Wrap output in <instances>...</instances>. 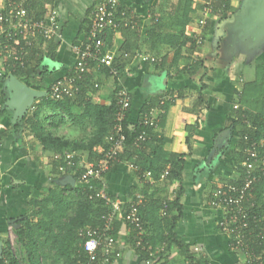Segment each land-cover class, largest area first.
Masks as SVG:
<instances>
[{
    "label": "crops",
    "instance_id": "1",
    "mask_svg": "<svg viewBox=\"0 0 264 264\" xmlns=\"http://www.w3.org/2000/svg\"><path fill=\"white\" fill-rule=\"evenodd\" d=\"M9 1L0 0V12L6 8ZM118 1L126 14L134 17L138 28L133 31L122 29L107 33L106 39L112 49L119 53L141 52L158 59L155 65L137 60L122 62L124 67L117 80L132 96L127 123L136 125L145 105L151 102L153 106L150 108H154L159 100L164 99L169 103L166 110L162 109L156 115L154 131L163 139L161 148L165 154L186 156L181 183L178 180L168 182L166 176L155 180L149 171L144 170L146 168L141 169L143 164L147 163L140 159L138 163L141 168L138 165L137 168H132L133 159H125L103 178L102 186L112 199H119L126 204L140 201L141 210L148 208L150 201L157 203L159 209L156 217L161 223L160 226H155V230L151 222H142V230L137 234L138 241L140 240V246L145 244L142 249L147 247L152 253L151 260L143 261L137 254L139 247L135 243L137 236L134 238L132 235V225L115 221V225L119 224V229L113 233L116 239L114 249L118 257L114 259L113 264H244L245 255L231 247L232 234L220 229L219 224L225 219V211L211 208L209 204L215 190L227 184L239 183L244 174L245 167L239 157L238 133L244 128L248 131L255 130V127L250 121L243 122L244 126L234 125L236 108L241 107L252 115L262 114L264 111L259 97L254 95L250 88L243 87L256 82L252 67L262 65L260 61H264V51L252 55L236 48L234 42L238 38L235 36L237 27L234 26L233 18L241 9L243 0H228L229 13L234 15L222 23L220 20L215 22L211 15L203 29L197 26L203 0H196L193 4L195 12L191 13L192 20L186 25L184 34L187 39L193 40L201 33L202 45L195 46L192 50L183 48L182 57L176 64L172 63L174 51L168 45L160 44L157 38V43L150 41L145 32L151 22L157 20L158 12L162 13L167 9L169 11L170 8H167L162 0ZM95 2L96 0H60L58 12L63 38L56 52L57 63L45 61L43 64L56 70L53 76L42 83L41 89L37 90L45 93L43 97L48 96L51 81L65 75L73 67L76 55L72 46L85 40L80 26ZM48 4L50 3L47 0H31L29 9L37 17H41L39 15L46 14ZM170 24L166 20L162 21V31L168 29ZM36 49L44 54L46 43ZM190 58L202 60L204 69H200L197 75L190 76L185 72V66L190 64L187 60ZM9 59L10 57L4 56L0 50V78L7 76ZM248 72H251V77H248ZM90 75L93 76V86L97 84V88H90L89 96H93L97 104L109 106L116 87L115 78L104 74ZM6 81L5 85L0 83V90H7ZM244 91L249 93L246 98ZM6 95V111L0 117V239L7 238L12 232L9 227L13 220L28 215L30 199L39 200L46 195L48 188L64 186L66 177L53 170V155L43 151L38 139L29 131V125L24 124L19 132H12L11 126L24 117L13 119V111L6 105L10 98L8 90ZM200 96L203 100L198 99ZM40 98L36 99L31 107L37 106ZM1 106L0 95V109ZM33 110L29 109L26 116L29 117ZM73 112L79 113L76 109ZM55 115L62 116L60 111L41 107L42 125L54 136L86 141L96 130L89 120L82 119L69 121L64 126L53 129L50 127L49 118ZM194 127L188 148L186 138L189 129ZM228 129L231 133L227 146L216 148L217 136ZM106 138L102 145L93 149L97 157V153L106 147ZM257 144L258 148H264V138ZM223 148H227L226 152L222 151ZM75 153L80 162L89 157L84 152ZM161 162L159 164L163 165ZM168 168L169 165L166 170ZM254 171L257 172V169L254 168ZM146 173L150 175L147 177ZM71 174L72 171L68 173ZM178 197L181 217L174 222L177 210L171 209L166 214V209L172 206ZM252 201L254 202V197ZM32 217L35 218V215ZM260 232L264 239V226L260 228ZM13 236L15 237L14 234ZM253 242H250L251 245ZM10 243L13 251L12 242Z\"/></svg>",
    "mask_w": 264,
    "mask_h": 264
},
{
    "label": "trees",
    "instance_id": "2",
    "mask_svg": "<svg viewBox=\"0 0 264 264\" xmlns=\"http://www.w3.org/2000/svg\"><path fill=\"white\" fill-rule=\"evenodd\" d=\"M97 1L98 0H96V2ZM177 1L178 3L176 4V2H173L172 0H162V3L167 5V8H170L169 11L167 9L162 13L158 12L157 20H153L151 22L152 24L145 30L146 34H148L147 38L150 41L156 42L155 39L157 38L160 44H166L174 51V56L172 59V63L174 64H176L182 57L183 48H191L192 50V48L197 46L194 39H187L184 34L186 25H188L192 20L191 13L195 12L193 4L196 0ZM47 2L50 3V0H47ZM96 2L91 6L88 12V17L86 20H84V22H82L80 26V30L82 29L84 32V39L87 38L90 27V11L95 6ZM213 6L216 10H221L222 8L223 12H229L228 0L224 2L223 7L221 6V3L216 2H214ZM120 10L124 11V8L120 7ZM223 12H219V14L221 15ZM233 15V13H230V16ZM236 15L237 14H235V16ZM39 16L41 17H36H43V15ZM127 17H130L134 21V17L129 16V14ZM165 20L171 24L168 29L162 31V21ZM224 21L225 20L220 19V23ZM134 23L138 28L137 23L135 21ZM120 30H122V28L117 31ZM110 32H116V30H108L107 33ZM0 42V50L4 56H8V53H10V56L19 57L21 58V61L24 62V64L21 66L19 64L20 62H15L12 57L8 60L9 68L7 76L0 78V83L2 85H5V81L8 76L12 75L27 87L40 90L42 83L53 76V74L56 72L54 68H49V66L43 64L45 61H48L51 64L57 63L56 52L59 48L60 42H54L53 40L46 41L40 37L34 42L28 44V41L20 36L10 40H4L3 38H0ZM43 43H46L44 54L37 52L36 49L38 46L43 45ZM109 43L108 41L106 42V48L113 50L112 46H110L111 44ZM3 44L8 45V50H3ZM187 61H190V64L185 66L187 68H185L187 75H197L200 69H204L201 59L190 58ZM91 62L92 61L89 60L87 63L94 66L95 63ZM115 65L119 71L118 77H120V73L122 71L121 69H123L124 65L121 63V60H118ZM72 68L68 70L65 75H70V73H72ZM90 74L109 75V72L106 67H99L97 68V71L87 73L83 80L79 82V92L72 98H65L58 101H55L48 96L40 98L38 100L37 106H35V109L29 113V117L26 116L22 120L16 121L11 126L12 132H19L23 125L27 124L29 125V131H31L33 136L38 139L44 152L51 153L53 156L57 153L64 152H84L89 155L87 161H95L98 157L94 153L93 149L96 146L102 145L106 136L109 135L115 113V91L121 87V84L117 80L118 77H115L116 88L114 90L111 104L109 106H102L97 104L93 99L94 97L89 96L88 94L90 88L94 89L93 83L91 82V78L93 76ZM250 85H245L244 89L245 87L248 89ZM6 92V88L0 90V95L2 96L0 117H2L6 111V107L4 106L7 100ZM260 92L259 100L262 101L264 105L263 91ZM246 93L247 92L244 91V95ZM198 99L203 100L202 96H200ZM168 103L169 102H164L162 109L166 110ZM151 106L153 105H151L150 102L149 105H145L143 107L142 112L140 113V119L136 125H131L127 122L124 124L126 143L124 151L121 152L119 156V160L122 161L125 159H133L132 164L136 167L139 166L140 168L141 164L138 163V160H143V162H146L147 164H143L144 167L141 169L146 168L144 170L149 171L155 180H158L160 175L165 173L164 171L166 170L167 165H169L168 170H166V180L168 182H171L172 180H178L181 183V173L186 155L170 153L165 154L161 148V144L163 142L162 137L155 133L154 128L144 127L141 125L144 114ZM41 107L61 112L62 116L55 115L52 118H49L50 127L53 129L64 126L69 121L74 122L76 119H82L89 120L94 125L96 130L86 141L67 140L62 137L54 136L51 134V132L44 129L42 125L40 120ZM75 109L79 111L78 114L73 112ZM234 115L236 119L234 125H238V127L241 125L244 126L243 122L250 121L255 127V130L248 131L244 128L238 133L240 142L239 157H241L240 161H244V151L254 149V147H252V143H257L261 138H264V111L262 114L252 115L249 111L239 107L236 108ZM194 129L195 127L193 129H189V133L186 138V144L188 148ZM142 133H145V140L141 142V147H136L134 145V141ZM245 138L247 140H245ZM255 149L258 150L259 155H264L263 150L258 147ZM225 150H227V148L222 149V151L226 152ZM53 161V170L57 171L59 174L62 173L58 171L59 165L66 167L62 175H68V173L71 171V169L66 166L64 161L54 159ZM160 161L163 162V165L159 164ZM262 168L264 169V166ZM256 169L257 172L254 171V174L252 175L256 177L257 180L251 196L254 197L255 204L252 214L255 215L260 221V224L257 225L258 229H260L264 226V171H262L259 167H256ZM73 177L76 180V177H78V171ZM96 190V187H80L76 182L74 186L69 184H65L62 187L57 185L53 186L46 190V195L41 199L36 200L32 198L29 200L28 205L30 207V212L34 213L35 218H29V216L25 215L19 219L13 220V224L10 225L12 232L16 237L17 243L23 250V263L84 264L86 257L80 247L81 240L78 238L77 232L83 227L96 228L101 226V217L108 211V207L102 200H90L88 198V196L93 194ZM148 205V208L145 210H141V208L138 207V215L141 218V223L151 222V225H153L155 229V226L158 227L161 225L156 217L159 207L157 206L158 204L153 201H150ZM174 208L178 213L176 218L173 219L174 222H176L181 217V205L179 203V197L173 202L172 206H169L166 209V214H168L169 211ZM114 227L115 228L112 231V234L117 231V229H119V224H114ZM131 229L133 237L136 238V231L133 229V227H131ZM155 230H157V228ZM137 241L138 236L136 238V242ZM251 241H254L252 245L254 248L253 251L256 254H260L262 252L264 258V239L253 238ZM0 242L2 243L0 264H21L22 261L19 259V257L13 254L9 239H0ZM144 245L142 244V246H139L137 249V254L143 261L151 260L152 258L150 255H152V253L148 251L147 247L142 249ZM113 260L114 258H112V261Z\"/></svg>",
    "mask_w": 264,
    "mask_h": 264
},
{
    "label": "built area",
    "instance_id": "3",
    "mask_svg": "<svg viewBox=\"0 0 264 264\" xmlns=\"http://www.w3.org/2000/svg\"><path fill=\"white\" fill-rule=\"evenodd\" d=\"M30 1L10 0L8 2L6 8L0 12V38L10 40L20 36L27 40L28 44L40 37L46 41L61 42L63 31L58 12L60 0H50V4L46 7L47 12L42 18H37L29 9ZM225 1L206 0L203 2L200 18L197 20L199 29L205 27L207 19L213 13L219 14L221 12L220 9H214V2L221 3L223 7ZM89 20L90 27L87 38L82 43H75L72 46L76 55L72 73L55 78L48 86V95L55 101L75 96L79 92V82L87 73L95 72L99 67L108 68L109 76L117 78L119 71L115 64L118 60H121V63L125 60H137L150 65L158 63L157 58L145 53H119L116 50L106 48L108 30L117 31L122 28L133 31L137 29L136 24L130 17H127L126 12L120 10L118 0H98L90 11ZM200 34L198 33L194 38L197 46L202 45L203 40ZM3 50H8L7 44H3ZM8 57H12L15 62H20L21 66L24 64L21 58L10 56V53H8ZM89 60L95 65H89L90 62L87 63ZM125 73L127 75V70ZM94 88H97V84L94 85ZM115 96L112 128L106 138V147L97 153L98 158L95 161L80 162L81 160L77 159L75 152L57 153L53 156L54 160H62L67 167L72 168V176L79 171L75 183L77 182L80 187L97 188L93 194L88 196L90 200H102L108 207L107 213L101 217V226L96 228L83 227L77 232V236L81 240L80 247L86 257L84 264H113L112 258L118 257L114 249L116 239L112 234L115 221H123L132 225L138 235L142 230L141 218L138 215L140 201L126 204L119 199H112L102 186L103 178L114 166L119 164V156L124 151L126 143L124 124L131 103V94L125 87L121 86L116 90ZM164 102V99L159 100L156 107L150 108L144 114L142 126L152 128L156 126V115L162 110ZM144 136L145 133H142L135 139L134 145L136 147H141V142L145 140ZM245 140L247 139L245 138ZM258 146L259 144L252 143L254 149L244 151L245 160L242 163L245 168L240 182L227 184L215 190L209 202L211 208L225 211V219L219 224L220 229L225 233L232 234L231 247L245 255L244 264H264L262 252L256 254L250 243L253 238L262 239V234L257 226L260 221L252 214L255 204L251 197L257 181L256 177L252 176L254 168L259 167L264 171L262 168L264 156L259 155L258 150L255 149ZM131 167L135 168L136 166L131 164ZM65 168L59 165L58 171L63 173ZM76 168L78 170H75ZM149 175L146 173L147 177ZM165 176L166 172L161 174L160 178L163 179ZM136 245L137 247L141 245L140 240L136 242Z\"/></svg>",
    "mask_w": 264,
    "mask_h": 264
},
{
    "label": "water",
    "instance_id": "4",
    "mask_svg": "<svg viewBox=\"0 0 264 264\" xmlns=\"http://www.w3.org/2000/svg\"><path fill=\"white\" fill-rule=\"evenodd\" d=\"M238 16L236 18L238 20L236 29L239 38L245 42L246 46H257L256 42L264 35V0H243ZM6 87L10 93V98L6 105L13 111V119H22L25 117L34 101L45 96L44 92L27 87L12 75H9L7 78ZM230 133L231 130L228 129L219 134L215 147L221 149L227 146ZM213 150L211 151L212 154ZM64 183L74 186L75 180L71 176H66ZM1 247L2 244L0 242V256Z\"/></svg>",
    "mask_w": 264,
    "mask_h": 264
},
{
    "label": "rangeland",
    "instance_id": "5",
    "mask_svg": "<svg viewBox=\"0 0 264 264\" xmlns=\"http://www.w3.org/2000/svg\"><path fill=\"white\" fill-rule=\"evenodd\" d=\"M173 2H176V4L178 3V1L177 0H172ZM206 0H203V2H205ZM221 12H223L222 11V8H221ZM239 12V11H238ZM229 13V12H228ZM228 13H226V12H223L221 15L219 14H217V13H213V17H214V20H215V22L216 21H218V20H226L227 18H230L231 16H230V13H229V15H228ZM200 15H201V13H200ZM237 16H238V13H237V15L235 16V18H233V22H234V26L235 27H237V24L236 23H238V20H236V18H237ZM239 17V16H238ZM200 18V17H199ZM225 18V19H224ZM236 24V25H235ZM230 31V30H229ZM226 33V32H225ZM221 34H222V36L224 37V31L222 30L221 31ZM235 36L238 38L237 40H234V42H235V47L236 48H241L242 50H243V52H249V53H252V55H257V54H259L260 52H262V51H264V35L263 36H261L259 39H258V41L256 42V45L257 46H246L245 45V42L244 41H242V39L241 38H239V34H238V31H237V33H235ZM260 64H262V65H259L258 67H253L254 68V70H252V71H254V75L256 76V82L255 83H253V84H251L250 86H249V88L251 89V91H253V94L254 95H257V97H260L259 95H260V91H263V96H264V61H260ZM248 74V77H251V72H248L247 73ZM247 92H249V90L247 91ZM249 95V93L247 94H245L244 95V98H246L247 96ZM261 150H264V148H261ZM83 161H87V158H84V160ZM111 171V170H110ZM109 173V172H108ZM78 174H79V171H78ZM72 176V175H71ZM27 216H29V218H31L32 216H34V213H32V212H28V215ZM33 218V217H32ZM8 239H9V241H11L12 242V246H13V251H14V253H15V255L17 256V257H19V259L22 261L21 262V264H26L25 262L23 263V260H24V258H23V256H24V254H23V250H22V248L16 243V239H15V237L13 236V233L12 232H10V234H8Z\"/></svg>",
    "mask_w": 264,
    "mask_h": 264
},
{
    "label": "clouds",
    "instance_id": "6",
    "mask_svg": "<svg viewBox=\"0 0 264 264\" xmlns=\"http://www.w3.org/2000/svg\"><path fill=\"white\" fill-rule=\"evenodd\" d=\"M116 88V87H115ZM115 90V89H114ZM115 93H116V91H115ZM131 94V93H130ZM49 96V95H48ZM116 98V97H115ZM131 101H132V96H131ZM130 107H131V103H130ZM130 107H129V111H128V113H127V118H128V115H129V112H130ZM29 109H31V110H33V109H35V107L33 106V107H30ZM28 109V110H29ZM150 109V108H149ZM148 109V110H149ZM127 118H126V121H125V123L127 122ZM71 170H72V168H70ZM66 176H71V175H66ZM74 176V175H73ZM73 176H71L73 179H74V177ZM75 180V179H74Z\"/></svg>",
    "mask_w": 264,
    "mask_h": 264
},
{
    "label": "bare ground",
    "instance_id": "7",
    "mask_svg": "<svg viewBox=\"0 0 264 264\" xmlns=\"http://www.w3.org/2000/svg\"><path fill=\"white\" fill-rule=\"evenodd\" d=\"M85 14V13H84ZM82 30V29H81ZM119 37V36H118ZM221 42V41H220ZM222 46V45H221ZM123 51V50H122ZM246 63V62H245ZM135 64V63H134ZM130 66V65H129ZM253 68V67H252ZM108 69V68H107ZM187 69V68H186ZM153 70V69H152ZM212 70V69H211ZM59 71V70H58ZM168 71H169V69H168ZM131 73V72H130ZM203 76V75H202ZM102 77V76H101ZM111 78V77H110ZM122 79H124V78H122ZM172 79H173V77H172ZM100 83V82H99ZM99 85V84H98ZM156 87V86H155ZM244 87V86H243ZM35 90V89H34ZM243 91V90H242ZM242 94V93H241ZM171 95V94H170ZM163 96V95H162ZM236 96V95H235ZM108 101H109V99H108ZM36 102V101H35ZM34 104V103H33Z\"/></svg>",
    "mask_w": 264,
    "mask_h": 264
}]
</instances>
